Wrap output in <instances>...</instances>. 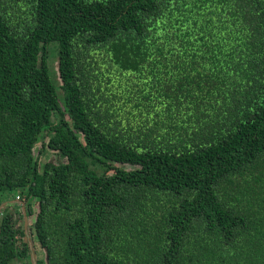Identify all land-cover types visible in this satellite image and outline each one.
I'll return each instance as SVG.
<instances>
[{"label": "trees", "instance_id": "1", "mask_svg": "<svg viewBox=\"0 0 264 264\" xmlns=\"http://www.w3.org/2000/svg\"><path fill=\"white\" fill-rule=\"evenodd\" d=\"M26 216L45 264H264V0H0V264Z\"/></svg>", "mask_w": 264, "mask_h": 264}, {"label": "rangeland", "instance_id": "2", "mask_svg": "<svg viewBox=\"0 0 264 264\" xmlns=\"http://www.w3.org/2000/svg\"><path fill=\"white\" fill-rule=\"evenodd\" d=\"M57 52H56V47L55 45L50 46L49 50V58H48V68H49V73L51 76V79L54 81L56 86L58 87L59 83V78H58V63H57ZM59 90V89H58ZM34 157L38 158L40 161V165H43L45 163H58V162H64V159L60 158L56 153L51 152L49 150L44 151L43 153L40 152V146H37L34 150ZM92 176H97L94 175L93 173H90ZM100 176L101 173H98ZM15 200H17L15 198ZM8 201V200H7ZM34 212H37V207H34ZM27 227L28 230L27 232L31 231V226H32V218L27 217ZM34 220V219H33ZM29 244L31 248L33 249V259L35 262H39L40 264H45V253L42 251L41 247L35 243L34 240H29Z\"/></svg>", "mask_w": 264, "mask_h": 264}, {"label": "water", "instance_id": "3", "mask_svg": "<svg viewBox=\"0 0 264 264\" xmlns=\"http://www.w3.org/2000/svg\"><path fill=\"white\" fill-rule=\"evenodd\" d=\"M22 206H23V203H22ZM24 220H25V228H26V231H27V230H28V227H27V218L24 217ZM29 233H30V231L27 232V235H29ZM31 251H32V253H33V249H32V248H31Z\"/></svg>", "mask_w": 264, "mask_h": 264}, {"label": "built area", "instance_id": "4", "mask_svg": "<svg viewBox=\"0 0 264 264\" xmlns=\"http://www.w3.org/2000/svg\"><path fill=\"white\" fill-rule=\"evenodd\" d=\"M16 199L19 200V197L17 196ZM26 239H27L28 241L31 240V239H30V235H28V236L26 237ZM33 264H38V263L35 262V261L33 260Z\"/></svg>", "mask_w": 264, "mask_h": 264}]
</instances>
